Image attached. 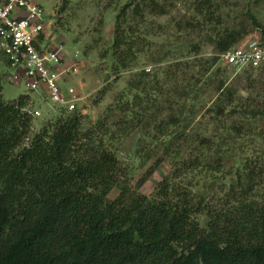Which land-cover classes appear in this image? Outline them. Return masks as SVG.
<instances>
[{
    "label": "trees",
    "instance_id": "1",
    "mask_svg": "<svg viewBox=\"0 0 264 264\" xmlns=\"http://www.w3.org/2000/svg\"><path fill=\"white\" fill-rule=\"evenodd\" d=\"M105 1L114 11L109 83L133 74L102 117L59 110L32 135L34 101L5 102L0 81V264H264V98L243 97L219 65L230 66L220 55L246 28L222 0ZM178 1L193 16L175 40L154 19ZM246 15L264 46V26ZM206 37L210 58L199 57ZM143 55L158 67L136 71ZM241 71L264 76V63ZM133 134L135 154L153 160L135 184L119 157ZM243 139L260 144L253 159L234 158ZM166 163L170 177L147 196L141 188ZM215 180L224 198L211 195Z\"/></svg>",
    "mask_w": 264,
    "mask_h": 264
},
{
    "label": "rangeland",
    "instance_id": "2",
    "mask_svg": "<svg viewBox=\"0 0 264 264\" xmlns=\"http://www.w3.org/2000/svg\"><path fill=\"white\" fill-rule=\"evenodd\" d=\"M33 1L42 4L46 13L52 16L55 22L59 17L62 19L65 28L60 29L58 32L60 33V38L65 41V50L72 53L79 51V57L82 60V69L80 75L73 81L74 85L82 87L83 94L88 96L84 104V110L86 112L85 114H88L89 116V121H96L105 114L109 106L115 104L117 96H119L121 91L127 87V82L133 74V72H123L120 80L116 84L109 83L114 77H111L110 75L109 65L111 62L108 58L103 57V53L107 50L112 40L114 11H109L104 8L106 4L105 0ZM222 1L227 3V10L232 16L233 24H235L236 27L244 26L248 32L245 38L236 46L244 47L252 45L254 42L258 41L261 36V31L252 25L246 13L251 12L261 25L264 26V0ZM62 7H64V9L61 13H58ZM190 8L191 6L188 2H175L171 5L170 11L166 16L154 19V22L156 23L155 25H160L165 34H167L168 31L171 32L173 38L178 40V37L183 34H178L177 24H184L187 20L192 18L193 12ZM151 19H153V17ZM160 35H157L155 40L158 43L165 42L167 40V35L166 37L163 36V33ZM196 37L197 34L188 35V38L192 41L197 40ZM200 43L202 49L199 57L210 58L213 55V49L209 44V37L204 38ZM140 59V65L135 68L136 71L145 69L149 72L151 69L153 71L158 67L157 65H149L145 60V55ZM219 65L227 71L228 83L230 86H232L243 97H254L257 94H262V97L264 98V76L260 75L259 71L252 72V77L248 78L247 75L242 73V69L225 66L221 62ZM135 70L134 72H136ZM9 73L10 70L0 59L2 99L5 102H14L18 100L21 95L27 94L28 91L24 87L11 84L7 80ZM107 84L109 86V91L103 97L98 98L96 93ZM96 98H98V103H94ZM37 103V101H34L33 110L42 109ZM55 116H57V112L51 111L49 113L43 111L40 117L34 116L31 134L33 135L37 133L46 121L53 117L55 118ZM137 140V135H131L123 141V145L119 151V157L122 160L123 165L127 167L129 176L133 179V184H135L146 173L153 162V160L148 161L135 154ZM251 142L252 141L247 142L245 139L240 140L239 143L241 146L237 145L234 148V158L242 157L253 159L255 157L254 146H260V144L257 142L250 144ZM171 171L172 167L169 163L161 165L143 185L141 191L147 196L152 197L155 194L159 183L165 178L170 177ZM218 177H223V175H218ZM211 180L212 178L208 180V182H211ZM210 188L213 193L208 190L206 192L207 194H217L220 198L225 197L226 193L221 191L216 180L210 183ZM118 193L119 191L115 189L110 194V198L114 199ZM261 194L259 198H261Z\"/></svg>",
    "mask_w": 264,
    "mask_h": 264
},
{
    "label": "built area",
    "instance_id": "3",
    "mask_svg": "<svg viewBox=\"0 0 264 264\" xmlns=\"http://www.w3.org/2000/svg\"><path fill=\"white\" fill-rule=\"evenodd\" d=\"M53 18L33 0H0V56L10 70L7 80L27 89L32 101L42 109H26L40 117L64 110H84L88 96L74 85L82 69L79 51L65 50ZM225 64L242 69L259 68L264 63V46L235 47L220 55Z\"/></svg>",
    "mask_w": 264,
    "mask_h": 264
}]
</instances>
